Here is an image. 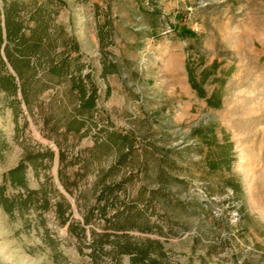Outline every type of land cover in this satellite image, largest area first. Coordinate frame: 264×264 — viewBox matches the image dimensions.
Here are the masks:
<instances>
[{"label": "rangeland", "instance_id": "1", "mask_svg": "<svg viewBox=\"0 0 264 264\" xmlns=\"http://www.w3.org/2000/svg\"><path fill=\"white\" fill-rule=\"evenodd\" d=\"M0 23V264H264V0H0Z\"/></svg>", "mask_w": 264, "mask_h": 264}, {"label": "trees", "instance_id": "2", "mask_svg": "<svg viewBox=\"0 0 264 264\" xmlns=\"http://www.w3.org/2000/svg\"><path fill=\"white\" fill-rule=\"evenodd\" d=\"M14 33H12L10 30H7V37L6 39L7 40H15L17 43L21 42L23 39H24V36L23 34H21V30L18 31V33H16L15 35H13ZM4 43H5V38H4V35H3V30H2V26H1V23H0V51L2 50L3 48V51L7 52V56L8 58L11 60L10 58V54L8 53L7 51V46H4ZM74 51L76 53H79V50H78V47L76 46V48H74ZM12 61V60H11ZM68 67V66H67ZM216 67V65H215ZM187 72H188V77H189V83L191 85V87L193 88L194 91L197 92L198 96L200 98H203V99H207V102H208V105L213 107V108H219L221 106V99L218 98L217 101H215L214 99H216V94H213L211 98H207V94H206V90L204 89V85L206 84L207 82V79H208V73H205L203 74L201 80H198L197 76H196V73H195V70L190 66V64H187ZM21 77L22 79V75L19 73V78ZM12 84H14V90L16 88L17 89V84H16V80L15 78H12L11 80ZM92 101V106H94V102L95 100L92 98L91 99ZM72 131V130H70ZM53 154H51L50 157H52ZM26 168L23 166V165H19L16 169H14L11 174H17V173H21V180L19 182H12L13 185H18V186H21V187H26Z\"/></svg>", "mask_w": 264, "mask_h": 264}]
</instances>
